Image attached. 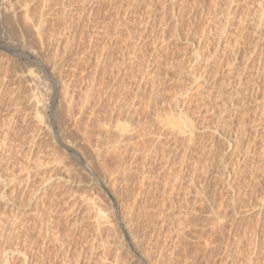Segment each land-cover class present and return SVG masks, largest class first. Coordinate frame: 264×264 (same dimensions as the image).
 <instances>
[{
    "label": "rangeland",
    "instance_id": "1",
    "mask_svg": "<svg viewBox=\"0 0 264 264\" xmlns=\"http://www.w3.org/2000/svg\"><path fill=\"white\" fill-rule=\"evenodd\" d=\"M43 1L0 0V264H264V0Z\"/></svg>",
    "mask_w": 264,
    "mask_h": 264
},
{
    "label": "bare ground",
    "instance_id": "2",
    "mask_svg": "<svg viewBox=\"0 0 264 264\" xmlns=\"http://www.w3.org/2000/svg\"><path fill=\"white\" fill-rule=\"evenodd\" d=\"M30 1H31V0H30ZM44 1H45V0H44ZM44 1H43V2H44ZM45 2H46V1H45ZM64 2H65V1H64ZM47 3H49V0H48ZM58 3H59V2H58ZM38 4H39V3H38ZM64 4H65V3H64ZM43 5H44V4H43ZM46 5H47V4H46ZM48 5H49V4H48ZM49 6H50V5H49ZM46 7H47V6H46ZM38 8H39V7H38ZM44 8H45V7H44ZM47 8H48V7H47ZM50 9H51V8H50ZM60 11H61V9H60ZM43 12H44V11H43ZM48 13H49V12H48ZM56 13H57V12H56ZM41 14H42V15H44V14L46 15L47 13H42V12H41ZM68 14H69V13H68ZM47 15H48V14H47ZM49 15H50V14H49ZM59 15H60V14H59ZM62 15H63V13H62ZM39 16H40V14H39ZM41 17H42V16H41ZM41 17H40L39 23L37 22L38 24H37L36 27H37V29H38V32L40 33V34H39L40 37L42 38V36L44 35V33L42 32V30H43V29H42V25H44L45 22L43 23V21L46 20L47 16H46L45 18L43 17L45 20H42ZM58 17H59V16H58ZM60 17H62V16H60ZM63 17H64V16H63ZM71 18H72V17H71ZM73 18H74V17H73ZM78 19H79V18H78ZM37 20H38V19H37ZM56 20H57V19H56ZM46 21H47V20H46ZM62 21H63V20H62ZM47 22H48V21H47ZM65 22H66V21H65ZM33 23H34V20H33ZM56 23H57V22H56ZM56 23H54V24H56ZM47 24H49V23H47ZM57 25H58V24H57ZM55 26H56V25H55ZM43 28H44V26H43ZM46 28H47V27H46ZM63 28L66 29V27H63ZM44 29H45V28H44ZM69 29H70V28H69ZM45 30H46V29H45ZM47 30H48V29H47ZM47 30H46V31H47ZM43 31H44V30H43ZM49 31H50V30H48V33H49ZM64 32H65V31H64ZM55 34H56V33H55ZM63 34H64V33H63ZM49 35H50V34H49ZM49 35H48V37H49ZM53 36H54V35H53ZM55 36H57V35H55ZM55 36H54V37H55ZM66 36H67V35H66ZM66 36H65V37H66ZM68 36H69V35H68ZM68 36H67V37H68ZM43 37H44V36H43ZM57 37H58V36H57ZM48 39H50V38H48ZM53 39H55V38H53ZM57 39H59V38H57ZM64 39H66V38H64ZM68 39H69V38H68ZM46 40H47V39H46ZM46 40H45V41H46ZM49 41H50V40H48V42H49ZM66 41H67V40H66ZM68 41H69V40H68ZM72 41H73V40H72ZM75 41H76V40H75ZM42 42L44 43V38H43V41H42ZM57 42H59V41H57ZM62 42H63V41H62ZM72 43H73V42H71V44H72ZM20 44H21V43H20ZM57 44H58V43H57ZM67 44H68V42H67ZM67 44L65 43V46H66ZM18 45H19V44H18ZM47 45H50V44L48 43ZM63 46H64V45H63ZM65 46H64V47H65ZM48 47H49V46H48ZM51 48H52V47H51ZM61 48H62V47H61ZM66 48H68V47H65V49H66ZM4 49H5V48H4ZM56 49H57V46H56ZM62 49H63V48H62ZM65 49H64V50H65ZM68 49H70V48H68ZM68 49H67V50H68ZM57 50H58V49H57ZM57 50H56V51H57ZM60 53H61V52H60ZM60 53L57 52L56 54L58 55V54H60ZM49 54H50V52H49ZM56 54H55L54 56H56ZM47 55H48V54H47ZM61 55H62V54H61ZM37 56H38V55H37ZM63 56H64V55H63ZM63 56H62V57H63ZM44 57H45V56H44ZM39 58H40V57H39ZM54 58H55V57H54ZM56 58H58V56H57ZM37 60L40 61V62L44 65V67H45V71H46V74H47L48 77H50V68L47 67V66H48V63H47L45 60H43L42 58H41V60L37 58ZM42 60H43V61H42ZM49 60H50V59H49ZM60 60H62V59L60 58ZM60 60H58V61H60ZM50 62H51V61H50ZM50 62H49V63H50ZM55 62H56V61H55ZM65 62H66V61H65ZM56 65H57V64H56ZM66 65H67V64H66ZM68 65H69V63H68ZM60 66H61V65H60ZM52 67H53V66H52ZM52 67H51V68H52ZM54 67H55V66H54ZM58 67H59V66H58ZM2 69H3V68H2ZM6 70H7V68H6ZM56 71H57V70H56ZM1 72H2V71H1ZM62 72H64V71H62ZM58 73H59V72H58ZM60 73H61V72H60ZM0 74H1V73H0ZM6 74H7V73H6ZM30 78H31V77H30ZM59 78H60V77H59ZM34 80H35V79H34ZM62 80H63V79H62ZM5 83H6V82H5ZM19 84H20V83H19ZM97 85H98V84H97ZM63 86H64V85H63ZM55 87H56V86H55ZM4 88H5V86H4ZM14 88H15V87H14ZM66 88H67V87H66ZM95 88H96V87H95ZM67 89H68V88H67ZM93 89H94V88H93ZM20 91H21V90H20ZM82 91H83V90H82ZM85 91H86V90H85ZM47 92H48V90H47ZM101 92H102V91H101ZM66 93H67V92H66ZM69 93H70V91H69ZM88 93H91V92H89V90H88ZM106 93H107V92H106ZM18 94H19V93H18ZM86 94H87V93H86ZM66 95H68V94H66ZM96 96H97V95H96ZM98 96H99V95H98ZM18 97H19V96H18ZM85 97H86V96H85ZM88 97H91V96H88ZM93 97H95V96H93ZM15 98H16V97H15ZM67 98H68L69 106L72 107V106H71V105H73V103H72V97L70 98V95H69L68 97L66 96V99H67ZM33 99H34V98H33ZM46 99H47V98H46ZM80 99H81V97H80ZM84 99H85V98H84ZM86 99H87L86 101L89 100L88 98H86ZM110 99H111V98H110ZM123 99H124V98H123ZM96 100H97V99H96ZM99 100H100V99H99ZM102 100H103V99H102ZM111 100H112V99H111ZM18 101H19V100H18ZM30 101H31V100H30ZM30 101H29V102H30ZM45 101H46V100H45ZM45 101H44V102H45ZM82 101H83V100H82ZM86 101H85V102H86ZM89 101H90V100H89ZM97 101H98V100H97ZM117 101H118V100H117ZM105 102H106V101H105ZM83 103H84V102H83ZM87 103H89V102H87ZM32 104H33V103H32ZM84 104H85V103H84ZM109 104H110V103H109ZM115 104H116V103H115ZM17 105H19V106L22 108V106L20 105V103H17ZM7 106H8V105H7ZM83 106H84V105H83ZM90 106H91V105H90ZM17 107H18V106H17ZM68 108H69V107H68ZM68 108H67V109H68ZM81 108H82V107H81ZM92 108H93V107H92ZM15 109H16V108H15ZM70 109H72V108H70ZM108 109H109V107H108ZM122 110H123V109H122ZM122 110H121V111H122ZM23 111H24V110H23ZM71 111H72V110H71ZM71 111L69 110V113H70V114L73 113V112L71 113ZM82 111H84V110L82 109ZM89 111H90V110H89ZM14 112H15V114H16V112H18V111H14ZM21 112H22V111H21ZM25 112H26V111H25ZM81 113H82V112H81ZM85 113H86V112H85ZM89 113H90V112H89ZM91 113H92V112H91ZM93 113H94V112H93ZM93 113H92V114H93ZM13 114H14V113H13ZM13 114H12V115H13ZM15 114H14V116H15ZM25 114H27V113H25ZM94 114H95V113H94ZM108 114H109V113H108ZM124 114H125V113H124ZM87 115H88V114H87ZM101 115H102V114H101ZM104 115H105V114H104ZM24 116H25V115H24ZM29 116H30V115H29ZM90 116H92V115H90ZM94 116H95V115H94ZM72 117H74V116H72ZM19 118H20V117H19ZM23 118H24V117H23ZM27 118H28V117H27ZM103 118H105V117H103ZM106 118H107V117H106ZM109 118H110V117H109ZM16 119H17V117H15V120H14V121H16ZM20 119H21V118H20ZM79 119H80V117H79ZM18 120H19V119H18ZM18 120H17V121H18ZM86 120H87V119H86ZM96 120H97V119H96ZM98 120H99V119H98ZM98 120H97V121H98ZM104 120H105V119H104ZM176 120L178 121L179 119H175V121H176ZM23 121H24V120H23ZM76 121H77V120H76ZM181 121H182V120H181ZM107 122H108V121H107ZM171 122L173 123V121H171ZM179 122H180V121H179ZM179 122H178V123H179ZM182 122H183V121H182ZM182 122H181V123H182ZM98 123H99L98 126H100V128H101L102 130H104L105 133H109V130H108V129H109V128H108L109 126H108V124H107L105 121H102L101 118H100V120L98 121ZM175 123H176V122H175ZM175 123H174V124H175ZM183 123H184V122H183ZM185 123H186V122H185ZM76 124H77V123H76ZM49 125H50V124H49ZM78 125H79V124H78ZM175 125H176V124H175ZM175 125H174V126H175ZM177 125H178V124H177ZM185 125H187V124H185ZM45 126H46V125H45ZM51 126H52V125H51ZM187 126H188V125H187ZM88 127H89V126H88ZM91 127H92V126H91ZM94 127H96V126H94ZM178 127H179V126H178ZM182 127H184L183 124H182L181 128H182ZM181 128H180V129H181ZM184 128H185V127H184ZM22 129H23V128H22ZM26 129H27V128H26ZM49 129H50V128H49ZM95 129H96V128H95ZM121 129H122V133L125 134V131H126L127 129H126V128H122V127H121ZM45 131H47V130H45ZM49 131H50V130H49ZM83 131H84V128H83ZM83 131H82V132H83ZM134 131H135V130H134ZM85 132H86V131H85ZM186 132H187V131H186ZM83 133H84V132H83ZM83 133H82V134H83ZM86 133H87V132H86ZM99 133H100V132H99ZM84 134H85V133H84ZM183 134H184V133H183ZM190 134H191V133H190ZM47 135H48V134H47ZM93 135H94V133H93ZM100 135H101V133H100ZM102 135H103V133H102ZM102 135H101V136H102ZM135 135H136V134H135ZM135 135L132 133V134H128V135H126V136H125V139L122 138V137L119 138L118 141H117V145H115L114 148H121V147H123V146L126 147L127 144H128V147H129V146H130V143H133L132 140H133V139H134V140L137 139V138H136V139L134 138ZM187 135L189 136V134H187ZM89 136H91V135H89ZM119 136H120V135H119ZM87 137H88V136H87ZM87 137H85V135H84V138H85L84 140H86L87 142H90V140L88 139L89 137H88V138H87ZM102 137H103V138H101L100 136L98 137V138H100V139H99V140L101 141L100 143H102L101 145L99 144L100 146H103V145L105 144V138H104V136H102ZM82 138H83V137H82ZM90 138H91V137H90ZM190 138H191V137H190ZM187 139H188V138H187ZM84 140H83L84 143H82L83 145L85 144V141H84ZM103 140H104V141H103ZM190 140H191V139H190ZM190 140H189V141H190ZM131 141H132V142H131ZM35 142H36V141H35ZM122 142H124L123 145H122ZM135 142H136V141H135ZM90 143H91V142H90ZM90 143H89V144H90ZM137 143H138V142H137ZM134 144H136V143H134ZM154 144H155V143H154ZM158 144H159V143H158ZM97 145H98V144H97ZM132 145H133V144H132ZM88 146H89V145H88ZM105 146H106V145H105ZM133 146H135V145H133ZM136 146L138 147V145H136ZM96 147H97V146H96ZM128 147H127V149H129ZM130 147H131V146H130ZM153 147H155V146H153ZM65 148H68V147H65ZM97 148H98V147H97ZM133 149H134V148H133ZM155 149H156V148H155ZM124 150H125V149H124ZM72 151H73V150H72ZM126 151H127V150H126ZM145 151H146V150H145ZM69 152H70V151H69ZM74 152H75V151H74ZM122 154H123V153H122ZM146 154H147V153H146ZM135 157H136V156H135ZM145 158H146V157H145ZM135 159H136V158H135ZM40 161H41V160H40ZM28 173H29V172H28ZM32 175H33V174H32ZM27 177H28V176H27ZM44 178H45V177H44ZM43 182H44V184H47V183H48L46 180L43 181ZM58 183H60V182H58ZM49 184H50V183H49ZM47 185H48V184H47ZM30 187H31V186H30ZM51 189H52V188H51ZM60 189H61V188H60ZM23 190H24V188H23ZM27 190H29V189H27ZM31 190H32V189H31ZM32 191H33V190H32ZM28 192H29V191H28ZM33 192H34V191H33ZM42 192H43V191H42ZM112 192H113V191H112ZM33 195H34V194H33ZM261 196H262V195H261ZM35 198H36V196H35ZM35 198H34V199H35ZM37 198H39V197H37ZM39 199H41V198H39ZM58 200H59V199H58ZM23 201H24V200H23ZM34 201H35V200H34ZM37 203H38V202H37ZM40 203H41V202H40ZM28 204H29V203H28ZM38 204H39V203H38ZM22 205H23V204H22ZM35 205H36V204H35ZM29 206H30V205H29ZM53 206H54V205H53ZM39 207H40V206H39ZM36 208H38V207H36ZM34 210H35V209H34ZM27 212H28V211H27ZM14 214H15V213H14ZM16 214H17V213H16ZM21 218H22V217H21ZM8 219H9V218H8ZM17 219H18V218H17ZM5 221H6V220H5ZM10 221H11V219H10ZM14 221H15V222H14ZM19 221H20V219H19ZM20 222H21V221H20ZM23 222H24V221H23ZM23 222H22V223H23ZM13 223H17L16 217L12 218V224H13ZM129 223H130V222H129ZM18 224H19V223H18ZM19 225H20V224H19ZM0 227H1V226H0ZM125 229L131 234V232H132V228L130 227V224H127V225L125 226ZM18 232H19V231H18ZM1 236L4 237V235H1ZM3 237H1V238L4 240L5 237H4V238H3ZM6 238H8V237H6ZM9 238H10V237H9ZM6 240H7V239H6ZM137 241H138V240H137ZM138 244H139V243H138ZM118 261H119V260H118ZM123 261H124V260H123ZM106 264H107V263H106Z\"/></svg>",
    "mask_w": 264,
    "mask_h": 264
}]
</instances>
